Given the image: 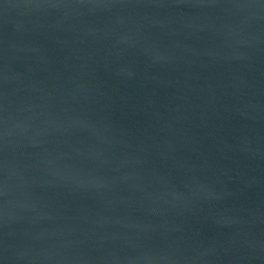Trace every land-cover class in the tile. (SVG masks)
<instances>
[{
  "label": "water",
  "instance_id": "water-1",
  "mask_svg": "<svg viewBox=\"0 0 264 264\" xmlns=\"http://www.w3.org/2000/svg\"><path fill=\"white\" fill-rule=\"evenodd\" d=\"M0 264H264V0H0Z\"/></svg>",
  "mask_w": 264,
  "mask_h": 264
}]
</instances>
